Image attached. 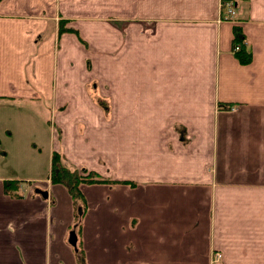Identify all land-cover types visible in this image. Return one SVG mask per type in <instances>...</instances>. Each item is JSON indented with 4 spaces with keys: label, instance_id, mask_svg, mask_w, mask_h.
<instances>
[{
    "label": "crops",
    "instance_id": "1",
    "mask_svg": "<svg viewBox=\"0 0 264 264\" xmlns=\"http://www.w3.org/2000/svg\"><path fill=\"white\" fill-rule=\"evenodd\" d=\"M232 1L0 0V108L39 118L0 147V264H264V0ZM42 148L110 182L11 178Z\"/></svg>",
    "mask_w": 264,
    "mask_h": 264
},
{
    "label": "rangeland",
    "instance_id": "2",
    "mask_svg": "<svg viewBox=\"0 0 264 264\" xmlns=\"http://www.w3.org/2000/svg\"><path fill=\"white\" fill-rule=\"evenodd\" d=\"M233 2V1H231ZM230 2H227L225 6H228ZM234 3V2H233ZM235 5V4H234ZM236 8V7H235ZM25 104H20L17 102V106L13 108H9L8 106L0 108V144L2 149H8L10 143H20V139H28V137H31V134H26V130L23 126V123L27 120H33L38 121L39 118L36 115V113L29 111L23 114V111H27L26 108H23ZM50 107H48V113L46 112V117L50 114ZM22 111V113L20 112ZM21 117V120H20ZM26 117V118H25ZM20 120V124H19ZM22 123V124H21ZM9 128L13 131V138H10V135L4 134L3 130ZM9 136V137H8ZM9 138V139H5ZM7 146V148H6ZM39 158L35 160V162H38L39 168L33 169L32 167H26L19 164V166H16L15 159L11 156L9 160H7V164L9 165L8 168H10V176L11 178H25L28 174H37L38 176H47V174L50 173V165L51 162L47 159L48 153L46 152L45 148H42V153L38 154ZM64 164H67L63 161ZM15 182V180H13ZM12 193V191H10ZM81 212L78 209L76 212V217L79 221V218L81 216ZM220 254L216 253V256ZM216 262L219 261V259H215Z\"/></svg>",
    "mask_w": 264,
    "mask_h": 264
},
{
    "label": "trees",
    "instance_id": "3",
    "mask_svg": "<svg viewBox=\"0 0 264 264\" xmlns=\"http://www.w3.org/2000/svg\"><path fill=\"white\" fill-rule=\"evenodd\" d=\"M230 1L232 0H223V8H226V3ZM67 30L68 29H65L63 26L60 27V33H63ZM240 32V29H235L237 43L242 42V35ZM238 55L244 63H248L251 59V56L248 55L245 48L242 47L238 52ZM63 161L64 160L62 155L58 153L53 154L50 165V181L54 185H63L68 188L70 194L76 201L82 199V195L80 193V186L82 184L92 185L100 182H110L107 179H102L100 176L96 175L93 172L88 173L86 169H70L63 163ZM18 189V184L14 181L6 184V191H12V194L14 195H19ZM81 211L82 209H80V212Z\"/></svg>",
    "mask_w": 264,
    "mask_h": 264
},
{
    "label": "built area",
    "instance_id": "4",
    "mask_svg": "<svg viewBox=\"0 0 264 264\" xmlns=\"http://www.w3.org/2000/svg\"><path fill=\"white\" fill-rule=\"evenodd\" d=\"M226 9L228 10L229 16H235L236 15V8H235V5L233 2L230 1L228 6H226ZM236 49H239V47H237ZM215 258L220 259V255L216 256Z\"/></svg>",
    "mask_w": 264,
    "mask_h": 264
},
{
    "label": "water",
    "instance_id": "5",
    "mask_svg": "<svg viewBox=\"0 0 264 264\" xmlns=\"http://www.w3.org/2000/svg\"><path fill=\"white\" fill-rule=\"evenodd\" d=\"M43 195L45 197H47V194L46 193H43ZM77 238H76V234L74 232H72L71 234V242L75 245V242H76Z\"/></svg>",
    "mask_w": 264,
    "mask_h": 264
}]
</instances>
